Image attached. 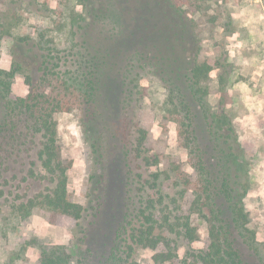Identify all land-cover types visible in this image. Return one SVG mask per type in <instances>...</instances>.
Listing matches in <instances>:
<instances>
[{"label": "trees", "instance_id": "obj_1", "mask_svg": "<svg viewBox=\"0 0 264 264\" xmlns=\"http://www.w3.org/2000/svg\"><path fill=\"white\" fill-rule=\"evenodd\" d=\"M151 1L164 5L157 23H169L164 29L153 27L158 36L140 37L142 27H134L136 19L129 20L124 4L128 0H109L105 8L77 18L73 28L83 31L81 43L60 61L65 65L70 61L71 66L55 72L46 56L38 80L32 69L24 74L30 88L25 97L13 88L17 73L23 70L21 64L0 79V181H5L0 187L10 188L0 189V222L17 216L25 229L36 219L41 225L69 230L78 226L84 209L69 186L67 173L72 163L63 157L54 119L59 112L78 110L89 174L99 188L112 190L113 216L122 198L124 205L112 230L111 245L100 255L99 264H246L236 238L254 252L260 249L244 206L247 191L239 181L241 164L232 145L233 128L220 111V103L212 105L219 97L218 86H201L208 68L197 57L192 66L182 61L181 70L188 72L189 92L209 122L219 157L209 165L199 148L193 104L185 96L177 99L174 121L189 159L185 163L178 155L156 154L155 123L150 120L156 107L147 104L146 84H140L149 76L134 71L180 62L168 49L174 48V40L189 35L186 14L200 16L201 11L195 0ZM107 26L110 34L106 37L101 27ZM195 27L194 33L199 31ZM143 43L153 44L154 54L138 51L135 46ZM16 180L13 191L11 181ZM102 198L98 199L99 213L106 202ZM194 217L207 224L204 240L193 225ZM14 244L19 251L11 254L8 264H28L24 253L29 248L37 249L35 264H90L92 257L90 251L75 259L63 245L43 244L33 234L17 236ZM141 248L151 256L138 262L135 257Z\"/></svg>", "mask_w": 264, "mask_h": 264}, {"label": "rangeland", "instance_id": "obj_2", "mask_svg": "<svg viewBox=\"0 0 264 264\" xmlns=\"http://www.w3.org/2000/svg\"><path fill=\"white\" fill-rule=\"evenodd\" d=\"M151 2L128 0L124 3L128 6L129 20L138 21L134 27H142L139 36L143 38L157 35L153 30L155 25L163 29L165 24L169 26L168 21L159 24L156 21L164 13V5L161 4L162 9ZM196 2L200 16H185L187 26L191 28L189 35L182 41L174 40V48L168 49L169 55L180 59V62L172 61L163 67L136 68L134 74L144 78L149 76V80L140 81V84L141 87L146 84L145 89L149 93L147 104L156 107V115L150 119L155 123L156 154L178 155L185 163L188 161V153L178 139L179 126L174 121L177 99L185 96L193 104L199 148L206 153L208 164L213 165L219 157L218 142L211 136L209 122L189 92L188 72L181 70L182 61L186 63L188 60L192 66L196 57L197 62L207 65V77L201 80V86L216 85L219 88V97L213 100L212 105L220 103V111L227 115L233 128L232 145L241 164L239 181L247 191L244 206L250 217L249 228L257 234L260 251H252L238 237L236 245L246 264H264V0ZM108 3L109 0H0V79L21 64L23 70L17 73L13 88L17 95L25 97L30 90L25 75L32 69L30 72L38 80L42 75L40 66L46 56L49 55L55 72L71 66L70 61L67 65L60 61L73 54L76 43H81L83 31L73 28L77 18L88 14L89 10L103 9ZM195 25L201 31L199 36V31L194 33L192 30ZM101 28L107 31V37L110 27ZM152 45L143 43L135 47L151 55L154 54ZM2 104L0 97V107ZM54 119L63 157L72 163L67 173L68 183L83 206V216L72 230L41 225L40 219L25 229L17 216H12L8 222H0V264H8L11 254L19 251L14 244L19 235L33 234L43 244L63 245L78 260L91 251L90 264H99L100 255L111 245L112 230L124 207L123 198L118 214L113 216L115 201L112 190L99 188L88 171L81 113L78 110L59 112ZM21 173L22 168L18 167L20 178ZM4 182L0 181L1 184ZM11 183L15 191L18 180ZM3 188L6 191L10 189L0 187ZM116 189L121 188L116 185ZM121 195L123 197V191ZM101 196L106 202L99 213L98 199ZM193 225L204 240L208 235L206 222L194 217ZM150 256V251L141 248L135 258L142 262ZM24 258L28 264H35L37 249H27Z\"/></svg>", "mask_w": 264, "mask_h": 264}]
</instances>
